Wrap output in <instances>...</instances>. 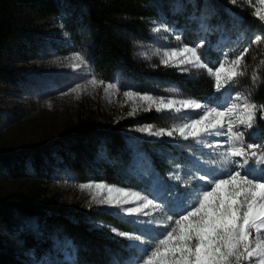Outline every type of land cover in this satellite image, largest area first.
<instances>
[{
	"label": "rangeland",
	"instance_id": "374dc122",
	"mask_svg": "<svg viewBox=\"0 0 264 264\" xmlns=\"http://www.w3.org/2000/svg\"><path fill=\"white\" fill-rule=\"evenodd\" d=\"M236 4L241 3L238 0ZM241 5L248 6L252 16L256 9H260L261 15H264V6L260 5L258 0H249ZM157 9L160 16L157 22L166 23L173 29V33L171 35L164 31L153 33L154 25L151 23L147 36L134 43V55L145 62L148 70L154 73L167 67L161 63L163 52L178 49L182 45L196 46L204 41L199 51L203 54L202 60L213 69L219 67L220 62L226 58L237 57L248 47L249 51L244 56L247 75L241 77L236 88H232L228 94L232 95L237 90L248 92L254 84L251 80V72L262 60L256 51L259 43H251L257 34H264V24L256 16L254 17L262 24V30L244 24L231 7L216 6L209 0H167L166 9L160 7ZM21 20L22 33L14 40L18 49L5 54V60L14 72L5 75L0 83V151H16L33 144L50 143L67 129L78 99L92 100L99 106L98 116L104 120L107 118L115 120L123 116H133L129 115L133 101L126 100L124 96L128 91L160 97L170 95L191 97L206 103H212L214 97H221V94L215 90L214 78L210 77L205 69L187 65L170 68L186 76L210 77L214 89L209 100L204 101L188 95L156 75L144 74L136 80L126 77L119 71L104 76L97 74L84 43L73 39L59 19L40 18L30 10H26ZM202 24L207 25V31L201 27ZM177 35H180V40L176 39ZM77 52L88 59L89 66L73 71L71 57ZM185 67L188 68L187 71L183 70ZM263 71L264 66L259 73L258 81L261 80ZM92 76L103 79L106 83L115 84L117 87L107 93L103 85L93 88L87 84ZM77 85L82 86L78 93L70 91ZM78 94L79 98H77ZM140 103L138 100L135 101L137 106ZM152 110L155 111L154 108ZM139 112L143 110H138L135 114ZM162 114L164 115L159 119L158 124L136 122L125 128L128 132L125 140L129 155L126 170L134 180L140 182L137 188L103 180L78 179L69 167L59 162L50 164V171L45 168L35 171L30 164L25 163L22 173L18 175H12L0 164V198L29 194L31 190L35 194V202L40 203L48 215L71 208L82 211L94 208L108 209L132 224L130 231L120 230L121 232L139 235L145 228H152L154 232L166 231L154 225L137 222L150 219L148 216H128L116 208L97 204L90 195L91 190L79 188L80 184L94 181L139 191L145 195L162 191L165 197H172L174 194L191 192L197 181L184 186L170 179L169 174L177 171L176 165L179 164L181 175L187 179L194 172L195 164L204 166L203 161L213 149L204 148L191 139H173L166 136L174 141L176 149L172 150L169 146L153 141L157 140V137L136 131L144 125H152L154 130H158L170 128L180 122L172 113L162 112ZM251 131L254 135L251 136L250 142L261 144V150L264 151V141L253 139L257 136L258 130L255 128ZM207 139L217 145V150L222 151L219 144L223 142V137ZM156 156L160 160L158 165L152 159ZM100 195L106 196L107 193ZM189 199L191 196L185 198V203ZM129 206L133 205L125 207ZM153 217L158 219L160 214L154 212ZM26 233L37 240L38 246H41L40 241L48 238L49 247L29 249L23 246L21 239ZM0 239L26 264H40L41 261L45 264H64L69 252L75 257L77 246L58 225L50 220L39 219L35 215L23 214L15 210H9L8 220L0 222ZM125 240L129 256L123 262L135 264V259L141 254L128 247L135 243L134 241Z\"/></svg>",
	"mask_w": 264,
	"mask_h": 264
},
{
	"label": "snow or ice",
	"instance_id": "6c2138e0",
	"mask_svg": "<svg viewBox=\"0 0 264 264\" xmlns=\"http://www.w3.org/2000/svg\"><path fill=\"white\" fill-rule=\"evenodd\" d=\"M230 2L236 4L238 0ZM239 2L243 4L249 0ZM258 3L264 6V0H258ZM253 15L264 24L260 9H256ZM151 23L153 33H173L166 23L155 20ZM201 27L208 30L207 25ZM176 39L180 40V35ZM262 41L264 36L257 34L251 43ZM203 43L164 51L161 63L167 67L187 65L205 69L214 78L220 98L214 97L212 103H206L177 95L160 97L132 91L124 93L126 100L133 101L129 115L154 108L157 113H172L180 121L166 129L154 130L152 125H144L136 131L157 138L191 139L204 148L213 149L203 161L204 166L195 164L194 172L187 179L181 175L179 164L176 165L177 171L169 174L170 179L184 186L197 181L192 191L165 197L162 191L145 195L105 182L79 185L81 190H91L90 195L97 204L116 208L128 216H148L150 219L137 222L166 230L154 232L152 228H145L137 235L108 226L114 235L135 242L128 246L141 254L135 264H264V151L261 144L250 142L257 114L264 119V104L258 105L251 92L237 90L228 94L236 88L240 78L247 75L244 56L249 48L233 59L226 58L213 69L202 60L199 48ZM71 60L73 71L89 66L88 59L79 52L74 53ZM262 66L264 59L251 72L253 83L260 79ZM87 84L93 88L103 85L106 93L117 87L96 76H92ZM81 88L77 85L70 91L78 93ZM137 100L141 102L139 106L135 104ZM208 137H223L219 144L222 151L217 150V145ZM104 192L106 196L100 195ZM189 196L191 199L185 203ZM154 212L159 213L160 218H154ZM64 264H76L72 252L67 254ZM113 264L126 262L114 258Z\"/></svg>",
	"mask_w": 264,
	"mask_h": 264
},
{
	"label": "trees",
	"instance_id": "16d2710c",
	"mask_svg": "<svg viewBox=\"0 0 264 264\" xmlns=\"http://www.w3.org/2000/svg\"><path fill=\"white\" fill-rule=\"evenodd\" d=\"M216 6L231 7L244 24L262 30V24L252 16L250 8L233 4L230 0H209ZM167 0H0V83L5 75L14 72L5 60V54L17 50L14 40L20 35L22 14L30 10L40 18L55 17L67 33L86 46L97 74L107 75L119 71L128 78L138 79L144 74L162 77L182 92L197 99H210L213 81L206 75L186 76L170 67L156 72L147 69L144 61L134 55L135 42L147 36L153 20H160L158 7L166 9ZM264 36V34L262 35ZM258 55L264 59V41L256 46ZM252 99L264 104V71L260 81L248 89ZM99 106L87 98L78 99L66 130L50 143L33 144L16 151H0V164L12 175L23 171L25 163L32 169L51 170L50 164L59 162L69 167L78 179H95L121 186L137 188L126 170L128 149L125 128L136 122L158 124L164 115L154 110L139 112L118 119H103ZM257 136L264 141V119L257 114ZM176 147L166 136L153 140ZM156 165L160 160L152 157ZM160 167V166H159ZM35 194H21L0 198V222L8 220V211L15 210L39 219L50 220L74 241L76 264H113V259L124 261L129 256L126 240L114 235L110 227L130 231L132 224L108 209L87 211L71 208L48 215L42 205L35 202ZM21 244L29 249L49 247V239L40 241L26 233ZM0 264H26L0 239Z\"/></svg>",
	"mask_w": 264,
	"mask_h": 264
}]
</instances>
